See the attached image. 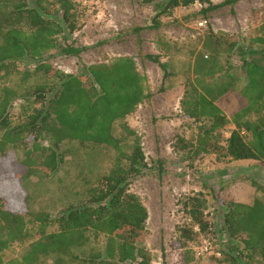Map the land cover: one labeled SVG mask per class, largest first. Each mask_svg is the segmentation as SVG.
<instances>
[{"label":"trees","instance_id":"1","mask_svg":"<svg viewBox=\"0 0 264 264\" xmlns=\"http://www.w3.org/2000/svg\"><path fill=\"white\" fill-rule=\"evenodd\" d=\"M195 1L206 4L202 11L207 13L239 0H223L217 5L209 0H167L160 12ZM84 12L85 6L74 0H0V75L17 73L19 62H31L32 70L20 71L22 81L33 72L48 80L28 86V112L15 124L10 115L17 92L9 85L0 86V252L12 242L31 237L26 214L36 229L27 253L8 264H35L41 257H49L53 264H151L149 252L140 246L148 210L140 196L130 191L132 180L148 163L140 135L124 123L151 96L145 75L128 55L91 63L79 74L66 73L46 61L49 52L58 48L59 38L68 39L80 29ZM159 13L151 19V28L159 27ZM257 30L252 42L259 48L249 51L238 42L222 40L208 25L203 44L209 55L195 56L193 78L186 80L181 100L184 115L199 123L194 143L180 136L177 139L183 152L193 156L212 153L223 163L264 161V11ZM225 45L226 65L220 60ZM86 48L65 44L61 52L78 57ZM234 52L243 58L241 74L246 79L237 91V77L230 66ZM248 54L258 57L247 60ZM146 58L159 65L164 77L168 74L158 56L147 54ZM232 92L237 93L239 106L228 116L222 102ZM118 125L120 133L115 129ZM226 128L225 137L222 130ZM66 140L110 149L116 153L114 164L78 203L54 217L32 212L29 193L21 186L23 180L36 171L45 178L54 177L63 159L59 145ZM17 144L26 149L22 159L9 147ZM155 163L161 173L163 161ZM256 187L263 197L250 203L224 202L222 223L227 241L219 258L222 264L264 262V188ZM181 208L186 221L177 228V245L188 264L194 252L186 248L187 243L199 233L211 231V223L206 219L203 192L185 196ZM101 236L102 248L76 252ZM2 261L0 258V264Z\"/></svg>","mask_w":264,"mask_h":264},{"label":"rangeland","instance_id":"2","mask_svg":"<svg viewBox=\"0 0 264 264\" xmlns=\"http://www.w3.org/2000/svg\"><path fill=\"white\" fill-rule=\"evenodd\" d=\"M209 1L217 5L223 0ZM239 1L242 3L238 4L236 12L234 3L231 9L228 5L204 13L202 9L206 4L195 1L189 6H177L161 13L167 0H89L84 16L79 20L80 29L67 36L68 39L59 38L58 48L47 55L48 63L70 74L82 73L85 66L94 62L128 55L134 58L139 71L146 77L151 96L124 123L140 135L148 163V168L132 180L130 191L140 196L148 210L146 233L140 246L149 252L151 264H185L183 249L177 245V228L186 221L181 208L185 196L199 191L204 193L207 199L206 219L211 223V231L199 233L187 243L186 248L193 250L206 238L214 252L220 253L227 241L222 223L224 202L250 203L256 197H263L256 187L258 184L264 188L263 160L223 163L217 161L212 153L193 156L177 145L179 136L190 143H194L197 137L196 126L199 123L184 115L181 100L186 80L193 78L192 61L195 56L209 55L203 44L208 25L222 40L238 42L249 51L259 48L252 39L258 35L264 0ZM158 4L161 6L154 11ZM156 13L160 14L159 27L151 28V19ZM65 44L87 48L78 57L67 56L61 52ZM221 49L220 60L226 65V45ZM147 54L158 56L166 64L168 74L165 77L159 65L146 58ZM257 57L248 54L245 58ZM242 61L240 54H231V70L237 77L235 91L241 89L246 81L241 74ZM24 69L32 70L33 64L19 62L17 73L0 75V86L9 85L17 92L10 115L14 124L23 120L28 112V86L48 82L40 72H33L28 80L22 81L20 71ZM226 97L222 108L229 116L239 106V97L233 92ZM115 129L117 133L121 132L119 125ZM222 134L228 136V128L222 130ZM9 147L19 159L24 158L26 149L22 145ZM59 149L63 159L54 177L45 178L36 171L23 180L21 186L29 193L32 212H46L54 217L68 205L83 200L88 189L111 169L116 156L114 151L105 147L81 145L73 140L63 141ZM156 160L163 161L161 173ZM25 217L31 237L12 242L1 251L2 264L13 259L21 260L28 251L36 229L30 216L26 214ZM103 239L102 236L98 240L90 239L76 252L88 253L92 248H102ZM191 257L188 264H222L219 262L221 255L197 258L191 253ZM35 264L53 263L49 257H41ZM255 264L264 262L256 260Z\"/></svg>","mask_w":264,"mask_h":264},{"label":"built area","instance_id":"3","mask_svg":"<svg viewBox=\"0 0 264 264\" xmlns=\"http://www.w3.org/2000/svg\"><path fill=\"white\" fill-rule=\"evenodd\" d=\"M74 1L81 4L82 6H85L89 2V0H74ZM194 229L198 231L197 226H195ZM193 252L197 258L203 257L205 255H211V254L215 256L221 255V253L218 251L214 252V249L212 247L210 240L206 238H204L198 246L193 248Z\"/></svg>","mask_w":264,"mask_h":264},{"label":"crops","instance_id":"4","mask_svg":"<svg viewBox=\"0 0 264 264\" xmlns=\"http://www.w3.org/2000/svg\"><path fill=\"white\" fill-rule=\"evenodd\" d=\"M239 3H242V1H239V2H237V3H235L234 5H233V9H234V11L236 12L237 11V6H238V4ZM224 7V6H223ZM229 9H231V6L229 5ZM243 202V201H242Z\"/></svg>","mask_w":264,"mask_h":264}]
</instances>
